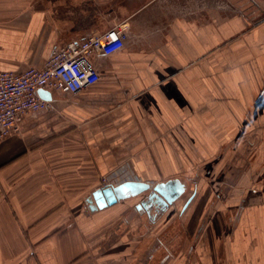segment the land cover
Returning <instances> with one entry per match:
<instances>
[{
    "label": "crops",
    "instance_id": "obj_1",
    "mask_svg": "<svg viewBox=\"0 0 264 264\" xmlns=\"http://www.w3.org/2000/svg\"><path fill=\"white\" fill-rule=\"evenodd\" d=\"M220 1L0 0L2 71L42 68L54 48L127 25L124 47L93 59L97 83L51 93L0 142V264H134L144 238L123 261L104 224L123 213L156 231L135 264H264V0H228L238 14ZM256 141L246 192L197 211L179 176L211 162L216 179ZM107 175L184 192L156 216L144 195L91 212Z\"/></svg>",
    "mask_w": 264,
    "mask_h": 264
},
{
    "label": "built area",
    "instance_id": "obj_2",
    "mask_svg": "<svg viewBox=\"0 0 264 264\" xmlns=\"http://www.w3.org/2000/svg\"><path fill=\"white\" fill-rule=\"evenodd\" d=\"M126 40L127 25L120 23L103 34L54 48L42 68L0 70V142L19 132L18 122L25 114L50 108L39 90L74 96L90 88L99 80L93 59L118 52Z\"/></svg>",
    "mask_w": 264,
    "mask_h": 264
},
{
    "label": "rangeland",
    "instance_id": "obj_3",
    "mask_svg": "<svg viewBox=\"0 0 264 264\" xmlns=\"http://www.w3.org/2000/svg\"><path fill=\"white\" fill-rule=\"evenodd\" d=\"M221 5H222V7L226 8L224 10H227L228 12H231V13L238 14L237 9L236 8L234 9L232 7V4L228 0H221L220 6ZM260 145L261 144H259L257 141L256 142H249V143L247 142L246 143V158L235 159L234 164L232 166H228L227 169H224L222 174H220L221 176H218L216 179H214L215 176L212 173L209 175L206 174V172H208L211 165H213V164H211V162L206 163L202 167V169H200L201 172H199V174H198V179H196V177L193 178V175H191L190 173L186 174V175L179 176L180 178H182V180L186 184V187H187L186 194H188L196 186V188H197L196 200H197L198 206H196L195 208L197 209V211L200 209L202 211L205 209H210V211L212 212V213H210V215H212V214H214L215 209L218 207V204L221 205L222 201H227V199H233V198L237 199L238 197H236V196H238V194H243L246 192L243 190L244 188H246V183L245 184L242 183L243 182V176H245L247 173L246 171H248L249 168H252V166H254V164L256 163L257 158H258V154H259L258 149H259ZM215 161L217 163L219 161V159L218 160L217 159L212 160L213 163H215ZM191 165H192V168H195L194 164H191ZM232 172L234 174H232ZM253 178L254 177L252 176V182H253ZM226 182L230 183V185L227 186ZM116 183H117V179L115 176H112V175L102 176L99 179L100 187H104V186H106V184L114 185ZM153 184L154 183H151V185H153ZM250 184H252V183H250ZM217 188H219L218 191H216ZM186 194L184 195V197L186 196ZM218 194H219V197L216 198V196ZM142 195H145V194H142ZM233 195H235V197ZM214 200H215V202H213ZM212 203L214 205L209 206V204L211 205ZM199 205L202 206V208ZM130 211L132 212V209ZM175 214H176V212H175ZM128 216H129L128 214L123 213V214H120L118 216H114L112 218L109 217L108 222H106L104 224H107L106 229H108L110 231H116V232L118 231L117 234L119 236L121 235V238L120 239L118 238V240H117V243L119 245L116 247L115 251H118V252L123 251V254H124L123 261L127 257L125 254L129 251H134L135 250L134 248L136 247L134 245H137V242L138 241L141 242L142 238H144V241H143L144 243L140 244V247L142 245L143 246L141 248L138 247L139 248L138 249L139 250L138 251V254H139L138 260H136L137 262L134 261L135 263H140L141 261H139V260L142 258V256L145 253L144 248L146 246H148L146 242L148 241L150 244V242L152 240V237L149 234L155 233L156 231H154V232L149 231L147 234L146 231L151 228L152 224L147 222L146 217L144 215L139 216L140 217L138 219L139 222H134V220H137V218L135 217V214H134V217L132 218L133 222H132V219L129 218ZM230 218H231V215H230ZM125 219H129L130 222L126 223ZM179 220H180V218H179ZM223 226L224 227L230 226V228H229L230 231L232 229V223H230L228 221L226 223H224ZM174 231L175 230H173L172 232H174ZM146 235H149V239L146 237ZM115 238L112 240V243L114 242ZM172 240H174V239L172 238ZM109 247L110 246H108L106 249L108 252L110 250ZM193 258L194 257H192V256L190 257L191 260H193ZM215 258H216V256H215ZM160 261H162V259ZM159 263H161V262H159Z\"/></svg>",
    "mask_w": 264,
    "mask_h": 264
},
{
    "label": "water",
    "instance_id": "obj_4",
    "mask_svg": "<svg viewBox=\"0 0 264 264\" xmlns=\"http://www.w3.org/2000/svg\"><path fill=\"white\" fill-rule=\"evenodd\" d=\"M40 98L50 101V93L43 90L38 91ZM184 192V185L179 180H170L166 183L151 186L146 183L130 181L117 186H104L95 190L87 202L90 211L101 210L116 204L127 197H136L142 194L155 198L164 208L172 205Z\"/></svg>",
    "mask_w": 264,
    "mask_h": 264
},
{
    "label": "flooded vegetation",
    "instance_id": "obj_5",
    "mask_svg": "<svg viewBox=\"0 0 264 264\" xmlns=\"http://www.w3.org/2000/svg\"><path fill=\"white\" fill-rule=\"evenodd\" d=\"M144 196L145 198L141 202V205L147 207L148 208L147 210H152L155 216L159 214L163 209L167 208V207L164 208L162 204L159 203L158 200H156L155 198H150L148 195H144Z\"/></svg>",
    "mask_w": 264,
    "mask_h": 264
}]
</instances>
